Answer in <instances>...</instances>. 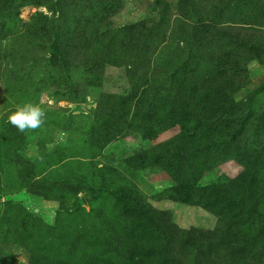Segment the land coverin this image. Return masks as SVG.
<instances>
[{"label":"rangeland","instance_id":"374dc122","mask_svg":"<svg viewBox=\"0 0 264 264\" xmlns=\"http://www.w3.org/2000/svg\"><path fill=\"white\" fill-rule=\"evenodd\" d=\"M0 264H264V0H0Z\"/></svg>","mask_w":264,"mask_h":264},{"label":"clouds","instance_id":"9594fccd","mask_svg":"<svg viewBox=\"0 0 264 264\" xmlns=\"http://www.w3.org/2000/svg\"><path fill=\"white\" fill-rule=\"evenodd\" d=\"M45 111L37 104L27 103L7 117V122L20 132L36 130L45 122Z\"/></svg>","mask_w":264,"mask_h":264}]
</instances>
